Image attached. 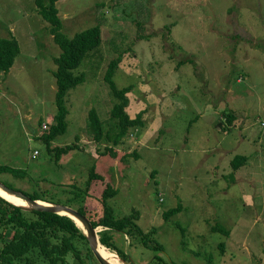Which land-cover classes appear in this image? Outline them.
Returning <instances> with one entry per match:
<instances>
[{
    "label": "rangeland",
    "instance_id": "1",
    "mask_svg": "<svg viewBox=\"0 0 264 264\" xmlns=\"http://www.w3.org/2000/svg\"><path fill=\"white\" fill-rule=\"evenodd\" d=\"M55 5L67 36L94 24L101 41L73 70L85 81L65 96V131L44 142L57 108L60 47L34 0H0V38L20 44L14 65L0 72V164L13 169L0 180L64 202L86 186L93 164L102 179L70 202L84 205L93 219L103 213L108 184L115 213L134 212L145 231L155 226L151 236L173 264H264V0ZM113 58L116 88L131 85L124 110L131 118L140 113L143 122L117 144L107 136L95 141L89 125L94 109L103 134L116 133L110 110L118 98L104 80ZM66 144L73 147L55 157ZM109 144L115 157L101 154ZM235 155L247 158L233 169ZM178 205L165 219L164 210ZM113 236L127 256L107 248L119 264L148 262L151 254L126 234Z\"/></svg>",
    "mask_w": 264,
    "mask_h": 264
},
{
    "label": "trees",
    "instance_id": "2",
    "mask_svg": "<svg viewBox=\"0 0 264 264\" xmlns=\"http://www.w3.org/2000/svg\"><path fill=\"white\" fill-rule=\"evenodd\" d=\"M34 3L37 12L48 21L53 39L60 47L58 56L54 58L56 69L53 72L56 84V113L52 118L53 123L49 125V131L47 134L42 135L44 142L48 143L50 139L63 133L66 129L65 116L67 108L65 96L69 89L85 81L84 73L75 74L73 70L80 66L88 51L100 43L101 30L99 25L93 24L76 31L71 36H67L61 30V18L55 5L56 0H49L48 5L43 0H34ZM19 52L20 44L16 37L0 38V72L6 73L11 69ZM117 63L118 60L113 58L104 73V80L109 84L115 97L118 98V102L110 110L111 117L116 121V133L109 136V133L106 132V135H104L102 122L95 110L90 109L89 112V125L94 132V140L100 141L107 136V140L112 139V144L124 142L123 138L128 137L130 129H137L143 125L140 113L131 118L124 110L127 104L125 94L131 89V85L116 88L112 75ZM226 119L231 122L233 115L226 114ZM72 147V144L57 146L55 157L60 152H67ZM101 154H109L111 157H115L116 151L109 144L105 146V150ZM246 158V155H235L231 159L233 169L238 168ZM7 169L9 167L0 164V173L5 172ZM9 170L13 171L12 168ZM94 179H102V176L95 171L92 164L86 186L84 188L75 187L71 191V197L64 199L65 201L61 203L75 207L70 202L78 200L81 196L85 197L87 188ZM4 183L8 185L6 182ZM23 192L31 199L54 202L53 199L46 198L47 193L45 190H33L30 193L24 190ZM112 193L113 189L107 184L102 191L101 198L103 213L97 219H93L91 215L87 214L84 205L75 207L90 218L93 226H101L97 233L102 245L110 250H115L118 255L127 260L126 254L119 248L113 236L114 232H120L121 235L126 234L131 242L140 245L143 248L142 252L151 254L146 264H173L172 260L164 256L161 243L154 236H151L152 231L156 232V227L152 226L150 230L145 231L136 222L137 216L134 212L117 215L114 207L109 204ZM180 209L181 206L178 205L164 210L163 216L166 219L169 213ZM214 228L223 230V225L216 224ZM226 231L228 232L227 229ZM0 264L99 263L93 255L87 235L73 218L66 214L48 210L26 209L0 195Z\"/></svg>",
    "mask_w": 264,
    "mask_h": 264
},
{
    "label": "water",
    "instance_id": "3",
    "mask_svg": "<svg viewBox=\"0 0 264 264\" xmlns=\"http://www.w3.org/2000/svg\"><path fill=\"white\" fill-rule=\"evenodd\" d=\"M0 188L3 191L16 195L22 198L23 200H25L26 201L25 203L16 202L14 200L7 198L6 196L0 193L2 197L7 198L13 203L20 205L26 209L48 210V211H53V212H57L61 214H66L70 216L71 218H73L74 221L82 227L85 234L87 235V238L90 243V247L93 251V255L98 261V263L99 264H112L98 252V247H97V240L99 239L98 233H97L98 230L96 226H93L92 221L85 213L81 212L79 209H76L75 207H72L68 204H64L61 202H50V201H43L39 199H31L23 191L12 188L6 185L1 180H0Z\"/></svg>",
    "mask_w": 264,
    "mask_h": 264
},
{
    "label": "bare ground",
    "instance_id": "4",
    "mask_svg": "<svg viewBox=\"0 0 264 264\" xmlns=\"http://www.w3.org/2000/svg\"><path fill=\"white\" fill-rule=\"evenodd\" d=\"M0 193L3 194L4 196H6L7 198L14 200L16 202H22V203L26 202L25 200H23L22 198H20L16 195H13V194H10L6 191H3L1 188H0ZM97 247H98V252L103 257H105L110 263H112V264L118 263L119 264V262H118L119 259H118L117 255H115V253H113L112 251H110L106 247H104L102 245V243L99 241V239L97 240Z\"/></svg>",
    "mask_w": 264,
    "mask_h": 264
},
{
    "label": "built area",
    "instance_id": "5",
    "mask_svg": "<svg viewBox=\"0 0 264 264\" xmlns=\"http://www.w3.org/2000/svg\"><path fill=\"white\" fill-rule=\"evenodd\" d=\"M43 128H46V125L45 124H43V126H42ZM34 154H37V150H34Z\"/></svg>",
    "mask_w": 264,
    "mask_h": 264
}]
</instances>
